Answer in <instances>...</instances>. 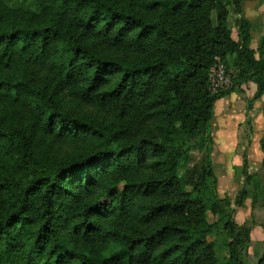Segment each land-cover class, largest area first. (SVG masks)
Masks as SVG:
<instances>
[{"label": "trees", "instance_id": "trees-1", "mask_svg": "<svg viewBox=\"0 0 264 264\" xmlns=\"http://www.w3.org/2000/svg\"><path fill=\"white\" fill-rule=\"evenodd\" d=\"M243 1L0 0V264H243L250 228L234 210L224 263L207 240V214L230 206L208 186L210 159L190 190L177 174L183 140L227 96L209 89L216 58L264 96ZM121 45L131 58L103 54ZM53 139L83 148L53 156Z\"/></svg>", "mask_w": 264, "mask_h": 264}, {"label": "rangeland", "instance_id": "rangeland-1", "mask_svg": "<svg viewBox=\"0 0 264 264\" xmlns=\"http://www.w3.org/2000/svg\"><path fill=\"white\" fill-rule=\"evenodd\" d=\"M242 10L244 16L251 23V43L250 48L253 51L256 59L264 60V0H244L242 3ZM214 18V17H213ZM236 17L231 14L228 19V26L232 30V36L237 38V32L235 27ZM103 54L106 56H113L119 59L123 57H132L131 51H129L125 45L117 46L115 48H103ZM223 66L226 71V77H228L229 83L227 86L222 87L219 90L214 91L209 82V89L213 94L224 93L227 96H232L236 99V105L233 106L234 117L233 123L237 124L241 128L242 137L249 139L254 130L260 129L264 131V96L260 99H255L256 86L253 83L239 84V71L233 66H226L218 58L215 59L214 65L209 71V76L212 69L218 66ZM225 96V97H227ZM63 104L68 109H75L78 112H90L92 114L103 115L93 106L80 103L72 100L69 96L63 95ZM227 109L219 111L217 105L214 104L213 114L208 123L206 133L203 137L197 138L191 141L183 140V148L187 150L186 158L180 164L177 174L183 181L186 189L190 190V180L192 174H196L205 169L207 160L210 159L212 164V171L214 179L210 178L208 186L212 189V194L215 198L229 201V209L220 210L216 215L211 213L207 214V221L209 224L215 226L214 233L207 238L209 242L214 244V250L219 263H224L228 259L227 245L230 242V237L223 231V225L228 215V210H234L233 220L238 226H246L250 228V241L247 247L241 254V260L243 264H257L259 258L264 252V169L262 162L249 168L247 161V152L249 145L242 150L243 162L240 164L235 163V158L231 163L221 162L216 156L212 159V152L215 146V133L219 129V123L223 121V117L227 114ZM105 113V112H104ZM107 120L112 121L113 117L107 114ZM223 115V116H222ZM229 115V114H227ZM229 123H231L229 121ZM244 134V135H243ZM264 136V135H263ZM262 140V139H261ZM185 142V143H184ZM181 142H178L180 144ZM243 144V143H242ZM250 144V141H249ZM261 145V143H260ZM50 153L53 156L66 157L74 155L83 148V143L62 141L60 139L50 140ZM263 160V159H262ZM244 162L247 164L246 171L250 175V180L247 183L243 175ZM228 166L231 167L230 174H233L235 181L241 180L242 185L234 187L232 192L226 184L229 173L227 174ZM215 172L217 174H215ZM218 179L220 182H218ZM223 185L222 187H218ZM219 189V191H218ZM244 189L249 195L245 198L243 205L237 207L235 205V198L239 192ZM226 191L223 194V191ZM106 256H109V251L104 252Z\"/></svg>", "mask_w": 264, "mask_h": 264}, {"label": "crops", "instance_id": "crops-1", "mask_svg": "<svg viewBox=\"0 0 264 264\" xmlns=\"http://www.w3.org/2000/svg\"><path fill=\"white\" fill-rule=\"evenodd\" d=\"M244 15V14H243ZM246 18V16H244ZM236 99L232 96H227L219 99L216 101L215 105H217V108L219 111H223L225 108L227 109V114L225 115V119H223L222 122L219 123V129L215 133V146L214 150L212 152V159L214 156L217 157V159L221 162H228L231 163V160L233 161V158H235V163L240 164L243 162V148L247 147L249 145V150L247 152V161L249 164V168L252 167V164L257 165L262 162L263 159V153L261 151V139L263 138L264 131L261 132L260 129L254 130L251 137L249 139L245 138V135L242 137L240 131L241 128L238 127L237 124L233 123V117H234V110L233 106L236 105ZM223 116V115H222ZM229 121L231 123H229ZM250 141V144H249ZM243 143V144H242ZM231 171V167L228 166L227 174ZM215 174H217L215 172ZM252 175V174H249ZM226 184L230 188V190L233 192L234 187H239L242 185L241 180L236 182L235 177L233 174L229 173V176L227 178ZM218 182L220 180L218 179ZM218 187H222L223 185H219ZM219 191V189H218ZM226 191H223V194ZM226 194V193H225Z\"/></svg>", "mask_w": 264, "mask_h": 264}, {"label": "built area", "instance_id": "built-area-1", "mask_svg": "<svg viewBox=\"0 0 264 264\" xmlns=\"http://www.w3.org/2000/svg\"><path fill=\"white\" fill-rule=\"evenodd\" d=\"M226 71L223 66H218L215 69H212L209 76V82L211 88L216 91L221 89L224 86H227L229 83L228 77H226Z\"/></svg>", "mask_w": 264, "mask_h": 264}]
</instances>
